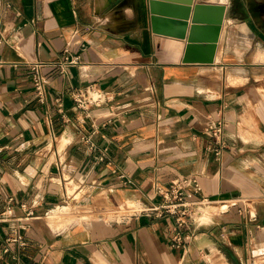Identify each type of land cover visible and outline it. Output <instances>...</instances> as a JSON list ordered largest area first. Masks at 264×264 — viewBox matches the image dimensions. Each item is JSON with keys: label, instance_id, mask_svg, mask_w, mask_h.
I'll list each match as a JSON object with an SVG mask.
<instances>
[{"label": "crops", "instance_id": "obj_1", "mask_svg": "<svg viewBox=\"0 0 264 264\" xmlns=\"http://www.w3.org/2000/svg\"><path fill=\"white\" fill-rule=\"evenodd\" d=\"M155 2L0 0V264H264V0L226 6L209 64L181 61L193 11L167 24ZM85 86L106 96L87 116ZM181 177L213 202L177 244L142 209ZM19 226L23 246L5 240Z\"/></svg>", "mask_w": 264, "mask_h": 264}, {"label": "built area", "instance_id": "obj_2", "mask_svg": "<svg viewBox=\"0 0 264 264\" xmlns=\"http://www.w3.org/2000/svg\"><path fill=\"white\" fill-rule=\"evenodd\" d=\"M76 58L68 60L69 63L75 62ZM44 62L33 61L29 62L31 84L34 91L36 100L40 103L46 102V85L48 84V77L40 71V66ZM74 106L84 111L87 116L88 111L93 106H99L106 101V96L103 92L97 88L85 86L82 88H76L71 92ZM207 129L213 134L215 141L221 143L223 124L221 121L209 120L207 123ZM88 142V140H86ZM89 149L93 150V143L89 142ZM217 152V151H216ZM104 159V152L100 153L98 160ZM118 178L123 184H130L132 180L125 174H119ZM156 193L162 196V201L156 204H152L142 210L147 214H153L155 216H170L177 228L174 235V240L177 244H182L188 238L192 237L196 228L200 223L196 222L195 216L197 215V209L200 206H205L213 202V200L199 196L200 185L195 178L184 177L174 178L170 180L166 187L158 185L154 186ZM193 195V198H187V195ZM21 210H25L24 204H20ZM31 213L29 210H26ZM14 217L13 208L8 203L3 210L0 211V222H6ZM15 219H18L15 217ZM22 226L17 227L12 235L6 237V241L16 242L18 245L23 246L25 244L23 236L20 232ZM8 248L5 247L4 251Z\"/></svg>", "mask_w": 264, "mask_h": 264}, {"label": "water", "instance_id": "obj_3", "mask_svg": "<svg viewBox=\"0 0 264 264\" xmlns=\"http://www.w3.org/2000/svg\"><path fill=\"white\" fill-rule=\"evenodd\" d=\"M198 6L199 5H196L195 9ZM226 6L227 5L220 4L216 6V13L214 15L215 19L206 23L207 28L205 25L200 24L198 20L199 18H196L199 24L192 20V23L189 26L184 53L181 58L182 62H198L206 64L213 62L216 41L219 37L222 17ZM193 12L197 13V10H194ZM206 29L207 31L205 32ZM199 30H202V33H199ZM179 36L181 37L182 35L180 34Z\"/></svg>", "mask_w": 264, "mask_h": 264}, {"label": "rangeland", "instance_id": "obj_4", "mask_svg": "<svg viewBox=\"0 0 264 264\" xmlns=\"http://www.w3.org/2000/svg\"><path fill=\"white\" fill-rule=\"evenodd\" d=\"M153 1V0H152ZM157 1V4L159 6H162V10H168L167 12H161L159 17H161L162 21H166L167 24H172L176 21H180L181 19H186L185 17H187L186 15H188L187 12H184L183 9H191L192 11L197 10V13L192 12L191 13V20H190V24L193 22L198 23V21L196 20V18H199V22L201 25H205L208 21H212L214 20V15L216 13V6L217 5H236L239 6L242 2L248 1L249 2H253V0H154V2ZM156 4V2H155ZM199 5L197 8L199 9H195V6ZM250 6V5H249ZM174 8H180L182 11H175L173 13H171L170 11H173ZM170 10V11H169ZM187 13V14H186ZM239 15H243L242 13H239ZM184 16V18H182ZM195 17V18H194ZM225 17V13H223V17H222V21L224 20ZM181 23V22H179ZM199 24V23H198ZM182 25V23H181ZM184 25V24H183ZM222 27V26H221ZM207 28V26H206ZM183 29H179V31H182ZM198 31V30H197ZM199 33H202V30H199ZM207 31V29L205 30V32ZM221 31V28H220ZM220 31H219V35H220ZM180 33V32H178ZM181 34V33H180ZM131 210V209H130ZM203 213L208 216L210 211L207 208L203 209ZM80 216V214H79Z\"/></svg>", "mask_w": 264, "mask_h": 264}]
</instances>
